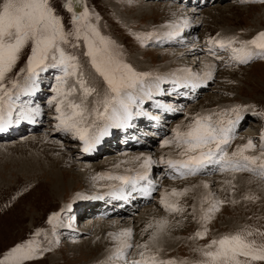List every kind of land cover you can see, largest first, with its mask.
<instances>
[{
    "label": "rangeland",
    "instance_id": "1",
    "mask_svg": "<svg viewBox=\"0 0 264 264\" xmlns=\"http://www.w3.org/2000/svg\"><path fill=\"white\" fill-rule=\"evenodd\" d=\"M86 1L89 2L91 7L90 21L97 24L102 35L109 37L115 42L123 61L130 64L137 72L151 74L145 78L143 86L138 85L136 89L131 90L133 95L137 97L138 102L144 104L149 103L153 108L157 107V103L159 102L152 99L161 95L159 94V89L154 88L155 90H149L151 92V98H148L147 95L143 96L138 94L140 93L138 92L140 88L144 87L146 90V87H148L151 82L156 85L159 82H163L162 84L171 82L168 91H177V93L181 95L183 102L179 103V109H175L178 111L176 114L174 113V115L164 114L161 118L163 110H160L161 112L159 113V111L154 108L156 115L153 117H157L155 120H160L164 123L167 132H169V130L171 131L173 128L176 129L177 126L182 129L186 128L191 122L190 118L197 114H202L203 112H218L240 106L242 108L241 113L244 114L242 115L243 119L239 122L240 128L238 127L235 131V139H233L229 146L234 147L235 150L237 146L246 144L248 139L251 138L257 147L246 154H259V146L261 143H264V141L261 140V137L264 136V59L257 57L247 64H240L237 62L229 65L227 63L229 59L226 57L221 61H217L207 56L206 52L204 53L203 51L205 48L202 42L206 40L204 39L205 34L209 36V38L219 39V37L222 36L228 39L232 33L231 38L236 37V45L238 46L239 41H247L254 38L260 31H264V0H186V2L182 0ZM53 3L57 7V11L63 16L66 28H70L69 13L65 8L60 6L59 0H53ZM191 4H195L197 8L193 9ZM141 7H145V10L141 9ZM138 11L141 13L138 14ZM97 16L99 17L98 20ZM169 25H172V32H178L176 28L178 27L180 29L179 35L169 37L167 34V37H157L163 33L165 28L168 29ZM146 33H153V36L150 39H144L143 34ZM198 38L203 41H199ZM190 45L193 47L200 45L201 47L196 50H186ZM184 49L186 51L185 54L183 52ZM219 49L220 48H218V52L216 53L217 55L224 52L222 49L219 51ZM66 50L79 57L80 64L89 82L103 90V81L96 76L89 61H87V57L84 55L86 46L83 41L81 40L79 42V47L76 49L66 46ZM228 54L229 52L225 53L224 56ZM134 55L137 57L139 56L138 58L141 60L142 66H140L139 60H134ZM199 58H201V61H198ZM26 59L27 55L22 57L13 73L10 74V77L15 76L16 72H18L21 67H24ZM232 62L233 61H230V64ZM209 64H219L220 66L215 70L212 79L204 83H199L198 87H192L191 84L178 87L177 82L172 80L171 77L165 78V76H162V74L166 72L169 76L175 75L176 72H183L185 69L189 68L193 73H199L203 76V74L208 71L205 67ZM57 70L58 69H55L53 72ZM58 74L61 75L60 70L54 74V77L56 78L59 76ZM45 75H47V73H40L38 82H41V88L46 85L45 81L50 77L48 74L45 78ZM20 79L23 81V76H21ZM96 81L98 83L95 84L94 82ZM181 81L182 83H179L180 85L186 84L185 79H181ZM72 83H74V78H69V85ZM99 83L100 87L97 85ZM188 86L198 88V93L195 94L190 92L187 89ZM42 91H48V89L44 90L42 88ZM186 94L188 97L191 95L189 101H185V98H183ZM75 95L73 99L78 101L79 93ZM52 97L47 100L48 107L52 105V103H49ZM21 98H23V95H21L20 99ZM91 99L93 98H90V101ZM169 99H172L174 103L170 100L165 102L168 104L173 103L174 106H178L179 101L177 100L179 99H176L174 96H170ZM24 102L25 99H21L17 101V105L21 106ZM41 104L44 106L43 117L41 120L39 119L36 129H33V127L31 128L30 124L27 125L28 127L25 126L20 128L18 133H14L15 135L12 138H9V136L0 138V146L36 142L28 143L31 144V146H26L25 149L27 153H30L33 148L39 145L38 141H41L40 139H42V137H47L48 142L53 144L56 148L54 151L60 149L64 156H68V161H70V159L72 160L73 155L71 156V154L75 152L76 147L73 146L74 142L72 143L70 140L74 137L71 136V134H66V137L61 132L63 135L62 138V136L60 137L57 133H54L57 130L55 125L57 121L56 116L47 113L48 109H45L46 105L43 100H41ZM91 105L92 104L89 103V107ZM26 106L35 109L37 108V103L36 105L27 103ZM138 108L140 111L142 110L141 106ZM41 111L39 107V112ZM191 111L193 116L190 114ZM142 117L145 116L142 115ZM145 118L151 119V117ZM148 123L152 126L153 122ZM142 125L143 131L151 134V132L147 130L148 126L145 127L144 124ZM52 126H54V128H52ZM102 126L101 124V127ZM18 127H20V125H18ZM154 132L156 133L157 130H154ZM169 133L166 135L167 137ZM159 139L160 138L152 139L149 145L142 146L127 144L128 141H132L133 144L136 142L129 136H126L125 140H122V143H115L114 140H110L114 146V148L111 147L112 149H103L93 158L86 159L74 157L75 161L71 162L69 166L62 165L55 167V176L57 175L59 181L62 180V189L60 192L62 195L60 196L54 192V188L52 187L54 179L49 172L48 174L40 169L38 174L29 175L30 172H24L20 167L21 163L19 161H14L13 157L10 160L9 158L7 159L6 157L0 156V252L7 251L17 243L35 239L39 242L40 250L43 254L38 255L30 264H122V261L113 262V260L109 261L106 259L109 262H105L106 260H104L102 263H98L96 260L100 258L103 251L110 248L113 249L117 246L112 234H118L125 229V227L128 226L125 225L126 222L129 223V227L127 228L132 229V242L134 244L148 242L149 236L147 235V231L155 230L154 223V228H149V230L147 229V231H145L150 223L144 226L143 223L147 220L142 218L140 221L139 216L144 210L149 211L150 209H153V211L157 210L160 217L168 221V229L171 228L170 232L173 231V228H176V231H174L175 238L177 237L175 243L173 242L168 245L169 247L167 249H157L158 247L156 246L152 248L154 251L157 250L158 254L163 259L175 258L177 260L186 259L188 261H193L199 257V253L196 249L208 244L213 238H219L226 233H234L246 225L264 230V179L247 172L236 173L234 179L233 173L227 175L218 174L216 170H210L197 174L196 176H186L183 178L170 177L167 175V169L161 172H151L152 181L160 185L159 188H161V190L177 188L178 191H180L185 188H194L188 181V179L191 180L194 177L199 180L201 185L204 186V183L208 184V188L204 187L205 192L209 191V193L214 194L215 199L226 201V203L220 207L219 211L213 214L212 219L207 224L209 229L208 234L202 239L193 238L197 231L203 229L204 225L200 220L201 205L199 209H197V206H195L197 204L195 199L194 205L191 194L195 195L196 193L192 191H188L186 195L180 198L176 197L179 199L177 203H180L179 205L184 208V211L170 212V216L169 212H166L165 209L162 210L156 207V205L152 203L150 197L141 203L134 204V202L131 201L130 205L133 207L128 216L129 218L126 216L125 220H120L118 216L113 214V210H108V212L104 214L98 211L93 212L94 215L96 214L94 221L88 217V212L78 216L79 212H84L85 210L83 207L85 204L80 201V195L84 196L83 198L85 199H88L86 197H90L91 200L92 196L105 197L112 188H119V185H111L110 181L112 180L107 178L104 180L105 185H102L103 181L100 180L101 178L97 179L99 175L102 177V173L103 176L105 173L112 175L121 174L123 172L121 170L122 164H126L124 167L140 168L142 159H135L137 156L143 158L149 154V156L155 154L153 156L156 157L157 153H160V157L163 156L168 158L171 154L175 156L178 154L179 149L173 146L174 144L162 149V144L159 143ZM37 147L39 148L40 146ZM39 151L40 149H37L35 152ZM16 152L17 153L14 154H16L18 158H22L24 151L20 150ZM48 152L53 155L56 154L52 153L51 148H49ZM110 152L113 153L112 155L120 157V164H116L115 161H112L110 163L108 162L106 166L100 165L99 168H105L101 172H96L95 179L93 178L94 172L79 166L80 163L90 161H92V163H103ZM164 153L167 154L163 155ZM153 160H157L158 163L156 161V163L152 165L154 166L152 168L157 169L156 167L159 166L158 168L161 170L159 159L156 157L153 158ZM129 162L131 163L128 165ZM133 164L135 166H132ZM111 168L112 170H109ZM113 170H115L114 173ZM216 175L219 177H216ZM226 180H231L235 185L234 191L229 185L224 183ZM168 181L180 182L169 183ZM126 187H128V185H126ZM106 190L107 192H103ZM100 193L102 194L100 195ZM205 194L204 197L208 195L207 193ZM249 194H254L259 197V199H244V197ZM154 195V192H152L151 196ZM106 198H110V196ZM121 200L123 203L127 201V199ZM232 200H236L237 203H231L230 201ZM169 201L172 202L170 199ZM92 202L95 203L97 200ZM80 203H82L83 206L76 210V214H74L75 206L80 205ZM193 206L195 207V212H193ZM208 206L209 204L207 202L203 205L205 209ZM69 207L70 210L73 208V213L71 211L68 214ZM52 213H58L59 216L58 219L50 222L49 218ZM148 214L149 213H147L146 216H148ZM64 215L69 219H67V217L64 218ZM75 216L78 217V219ZM171 216L172 218H170ZM132 217H134L136 221H133ZM117 218H119V220ZM66 223H68V225ZM73 224H75V226H73ZM89 224L92 230L84 235L79 233L77 235L72 234L75 231L68 232L69 226L71 225L76 228V232H83L85 228L82 226L87 227ZM98 224H101L102 227L98 226L99 229L97 232L104 229L103 226L106 224H109V226L113 228V232L109 234V237L111 236L110 238L107 237V239L110 240H105V244H101V246L95 250L94 253L96 254L89 253L91 245H89V240L86 239L94 238L97 229L96 225ZM61 227L66 228L64 229ZM37 231L39 232L38 236L35 235ZM114 231L117 232L115 233ZM84 238H86V241L83 240ZM138 251L139 249L136 248L129 250L128 259L131 260L136 258Z\"/></svg>",
    "mask_w": 264,
    "mask_h": 264
},
{
    "label": "snow or ice",
    "instance_id": "2",
    "mask_svg": "<svg viewBox=\"0 0 264 264\" xmlns=\"http://www.w3.org/2000/svg\"><path fill=\"white\" fill-rule=\"evenodd\" d=\"M60 6L71 14L70 28H66L63 16L57 11L53 0H0V132L13 123L12 114L17 108V101L21 95H32L38 90V79L41 72L49 69H59L61 75L56 77V95L49 103L55 104L58 114L56 128L65 133H71L84 144L83 151H91L101 142L103 136L108 134L112 127H128L133 118L132 105L136 104L137 97L133 89L138 85L143 86L150 73L135 71L132 66L123 61L117 50L115 42L101 34L97 24L90 21L89 10L85 7L82 11L75 5H83L84 0H59ZM99 17L97 16V20ZM169 36H178L179 32H170ZM153 33L143 34L144 39H150ZM83 41L86 46L84 55L88 58L91 68L104 84L103 90L91 84L82 69L79 57L66 50L79 47ZM233 38H209L208 52L217 60L222 59L214 51L215 46L221 49H230L231 60L240 64H247L254 58L264 59V31H260L254 38L239 41ZM27 55L24 67H21L15 76L10 77L22 57ZM208 71L203 76L193 73L190 69L184 71L188 74L185 85L177 86L198 87V82L213 78L215 64H209ZM23 76V81L20 77ZM69 78H74V83L69 85ZM79 93V100L70 99ZM145 94L151 98V92ZM90 98L91 99L90 101ZM27 101L20 106L17 116L19 119H33L39 114V108H28ZM89 103L92 104L89 107ZM157 107L165 111H173L167 105L157 103ZM242 108L235 106L218 112L205 115L197 114L181 130L179 126L173 130V137L165 139L162 146L175 144L179 149V158L160 157L159 163L173 170L174 178L196 176L209 169V166L218 167L220 172L250 173L264 179V143L260 144L259 154H246L256 149L257 145L249 138L244 145H239L229 153L226 149L235 139V129L243 119ZM137 116H148L147 112L137 111ZM157 119V117H151ZM101 124L103 125L101 127ZM264 141V136L261 137ZM141 160V171L135 175H108L107 179L121 182L117 191L120 199H128L124 194L126 185L132 186V191H141L148 194L147 188H137L140 181H147L149 171L155 163L151 156L136 157ZM104 178V177H98ZM232 190L235 185L231 180L224 181ZM150 184V182H149ZM208 188V184L204 183ZM188 188L178 191L165 192L160 199L168 212H183L184 208L177 202H170L169 196L181 197L187 194ZM246 200H255L259 197L249 194ZM209 206L205 209L204 203ZM237 203L236 200L230 201ZM226 203L224 200L214 198L209 193L201 199V216L203 229L195 233L193 238H204L208 234V222L215 212ZM193 212L195 207L193 206ZM59 214L53 213L50 222L58 219ZM168 221L161 219L155 224V231L150 235L149 241L154 242L162 232ZM153 228L149 224L147 229ZM35 235H39V232ZM132 229H123L118 234H113L117 246L113 257L123 264H264V230L246 225L234 233H226L219 238H213L208 244L196 249L199 257L193 261L175 258L163 259L154 251L149 242L133 244ZM139 249L138 258L129 260V250ZM47 250V249H45ZM39 242L29 239L17 243L7 251L0 252V264H30L38 255H42Z\"/></svg>",
    "mask_w": 264,
    "mask_h": 264
},
{
    "label": "bare ground",
    "instance_id": "3",
    "mask_svg": "<svg viewBox=\"0 0 264 264\" xmlns=\"http://www.w3.org/2000/svg\"><path fill=\"white\" fill-rule=\"evenodd\" d=\"M182 1H185L186 2V0H182ZM201 1V0H200ZM190 5V4H189ZM191 6L193 7V9L194 8H197L196 6H195V4H191ZM120 8V7H119ZM141 9H143V10H145V7H141ZM228 9H230V8H228ZM227 9V10H228ZM81 10V9H80ZM147 10V9H146ZM82 11V10H81ZM139 13H141V12H139L138 11V14ZM142 15V14H141ZM172 25H169L168 27V29H164V31H163V33H161L160 35H158L157 37H167V34L168 33H170V32H172L173 31V28L171 27ZM177 29H178V32H180V29L178 28V27H176ZM223 33V32H222ZM221 35V34H220ZM224 35H225V33H224ZM231 35H232V33L230 34V38H231ZM169 37H173V36H169ZM233 37V36H232ZM220 39H225L224 37H222V36H220L219 37ZM228 38V37H227ZM198 40L199 41H203L202 39H199L198 38ZM203 43V45H204V53L206 52V55L207 56H210V58H213L214 60H217L215 57H213V56H211L210 54H208V48H207V46H206V44H205V42H202ZM193 44V43H192ZM197 44V43H196ZM196 44H195V46H196ZM201 46L199 45V46H197V47H193L192 45H190L189 47H188V49H186V50H196V49H198V48H200ZM184 54H185V49H184ZM215 52H217V51H215ZM143 53V52H142ZM225 53H227V52H222V54H225ZM140 54H141V52H140ZM140 54H136V55H140ZM144 54V53H143ZM136 55H134V60L135 59H137V60H139V62L141 61ZM206 58V57H205ZM224 59V57H222V59H220V60H217V61H221V60H223ZM198 61H201V58H199V60ZM136 63V62H135ZM198 63V62H197ZM229 65H232V64H234L233 62L230 64V61H228L227 62ZM137 64H138V61H137ZM140 64V66H142V62H140L139 63ZM227 64V65H228ZM216 65V68H215V70H217V67L218 66H220L219 64H215ZM205 68H207V70H208V67L206 66ZM190 69V68H189ZM196 69V68H195ZM59 70V69H58ZM58 70L56 71V72H58ZM51 72H53V69H51L50 71H46V72H43L44 74L45 73H47V75L49 74H51ZM191 72H193L192 70H191ZM215 72V71H214ZM185 74H187L185 71H183V72H176L175 73V75H171V76H169V75H167V72L166 73H163L162 74V76H165V78H167V77H171V79L172 80H174V81H178L179 83H182V81H181V79H185V78H187V76L188 75H185ZM47 75H45V78H46V76ZM51 77V76H50ZM45 78H44V81H45ZM168 79H170V78H168ZM39 80V79H38ZM156 80H159V79H156ZM186 80V79H185ZM186 82V81H185ZM204 82H207V81H204ZM204 82H198V83H204ZM95 84L96 83H98L97 81L96 82H94ZM160 83V84H159ZM157 85L156 84H154V83H152L151 82V84L148 86V87H146V90L144 89V87H142V88H140L139 89V91L138 92H140V93H138V94H140V95H143V96H146V94H145V92L146 91H149V90H151V89H154V88H157V89H159V94H161L159 97H157V98H155L156 99V101H159L160 103H162V104H165V105H168L170 108H172V109H174V112L173 111H165L164 109H160V108H158V107H154L155 108V110H157V111H159V113L161 112L160 110H163V114H161V118L164 116V114L165 115H174V113L176 114L177 113V111L178 110H175V109H179V103H182L183 102V100L181 99L182 97H181V95L180 94H178L177 93V91H174V92H169L168 91V88H170L169 86V84L171 83V82H166V83H164V84H162L163 82H159ZM162 84V85H161ZM99 87H100V83L99 84H97ZM188 85H190V84H188ZM41 82L39 83L38 82V90L37 91H40L42 88L44 89V90H47L48 89V87H42L41 88ZM101 89V88H100ZM190 92H193V93H195V94H197L198 93V88H192V87H190V86H188V88H187ZM155 90V89H154ZM185 91H187V90H185ZM185 91H184V93H185ZM44 92H46V91H44ZM78 94V93H77ZM44 95V94H43ZM76 95L74 94V96L73 97H75ZM170 96H174L176 99H179V100H177V101H179L178 102V106H174V101L172 100V99H169V97ZM73 97H70L71 99H73ZM78 97H79V95H78ZM190 97H191V95L188 97V95L186 94V96L185 97H183V98H185V101H189V99H190ZM193 97V96H192ZM21 99H25V101H27L28 102V104H31V105H36V103H37V107L39 108L40 107V109L42 110L41 112H39V114H36V115H34V117H33V121H39V119L41 120L42 118H39L40 117V115H42L43 114V108H44V106L41 104V100H43V102L45 103V99H41V97L40 96H37V94L35 93V94H32V95H23V98H21ZM20 99V100H21ZM168 100H170L171 102H173V103H170V104H168V103H166ZM166 101V102H165ZM143 105V107H142V105ZM177 104V103H176ZM45 105H46V103H45ZM141 106V108H142V110L141 111H143V112H150V113H152V114H154V115H156V112H155V110H154V108L151 106V104H144V103H140V102H138V100H137V102H136V104H133L132 106V110H134V111H140V109L138 108V107H140ZM92 106V105H91ZM90 106V107H91ZM45 109H46V107H45ZM19 111H20V106L19 105H17V108L13 111L14 112V115L15 116H18V113H19ZM189 112V111H188ZM49 113H51V112H49ZM191 115H192V111H191V113H190ZM242 114V113H241ZM46 115V114H45ZM44 115V116H45ZM52 115H54V114H52ZM242 115H244V114H242ZM56 116V115H55ZM193 116V115H192ZM48 120H50V119H48ZM27 121V120H26ZM54 121V120H53ZM53 121H51V122H53ZM148 122H153L152 123V126L150 125V123H148ZM184 122V121H183ZM28 123L27 122H25L24 123V125H23V127H25V125H27ZM142 124H144L145 125V127L146 126H148V128H147V130H149L150 132H151V134H148L147 132H144L143 130V125ZM56 125V124H55ZM36 127L37 126H35V127H33V129H36ZM52 128H54V126H52ZM57 129V128H56ZM110 129V128H109ZM151 129H154V130H157V132L155 133L154 132V130H151ZM165 129H167L165 126H164V123L162 122V121H160V120H155V119H146L145 117H141V118H135V119H133V127H131V128H129L127 131H124L123 133H117L116 135H115V137H114V142L116 143H122V140L124 141L125 140V137L126 136H129V137H132V136H137L138 137V139H140V140H143L144 141V144L143 145H149L150 143H151V140L152 139H158V138H161V137H163L164 135H165V138L167 137L166 135L169 133V132H171V133H169V135H168V137L166 138V139H171L172 137H173V130L175 129V128H173V129H171V131L169 130V132H167V130H165ZM164 130H165V132H164ZM61 132H63V131H59V130H56L54 133H57L60 137L62 136V138H63V135H62V133ZM158 132H162L163 133V135L162 136H158ZM13 132H11L10 134H12ZM15 134L16 133H18V131H16V132H14ZM12 134V135H10L9 136V138H12L15 134ZM171 134H172V136H171ZM245 134V133H244ZM36 137V136H35ZM250 137V136H249ZM3 138V137H2ZM34 138V137H33ZM32 138V139H33ZM41 138V137H40ZM37 140V139H36ZM41 141H38L39 142V145H37V146H40L39 148L36 146V148H33L32 149V151L30 152V153H27V151H26V146L27 147H29V146H31V144H28V143H36V142H28V143H22V144H18V145H16V144H13V145H10V144H8V145H4V146H0V156H3V157H6L7 159L9 158L10 160H11V158L13 157L14 158V161H19L21 164V169L24 171V172H30V174L29 175H31V174H33V175H36V174H38L39 172H40V169H41V171H43L44 170V172H46V173H50V175H52V178L54 179V184H53V188H54V192H56L59 196L60 195H62V194H60V192H61V185H62V180L61 181H59V178L57 177V175L55 176V167H59V166H66V165H68L69 166V164L71 163V162H74L75 161V159H74V157H78V158H93V157H95V156H97L98 155V153H99V151H97V152H94V153H90V154H86L82 149H81V147L79 146V144H76V142H77V139H75V138H72V140H70L72 143L74 142V144H73V146H75L76 147V150H75V152H73L72 154H71V156H72V160L70 159V161H68L69 159H68V156H64L61 152L62 151H60V149L57 151H54L56 148L54 147V145L53 144H51L50 142H48V139H47V137H42V139H40ZM31 141V140H30ZM124 143H126V142H124ZM2 144V143H1ZM67 144H70V143H67ZM127 144H129V145H132L133 144V142L132 141H128L127 142ZM36 145V144H35ZM173 144H171V145H168V146H172ZM173 146H175V144L173 145ZM111 147H113L114 148V146L112 145V143L110 142V143H107L106 144V146L104 147V149H112ZM49 148H51L52 149V153H56L55 155H53V154H51V153H49L48 151H49ZM161 148L162 149H164V148H166V146H162L161 145ZM37 149H40V151L39 152H35ZM20 150H23L24 152H23V156H22V158H18V156L16 155V154H14V153H17L16 151H20ZM74 151V150H73ZM51 152V151H50ZM59 152H60V154H59ZM81 154H79V153ZM59 154V155H58ZM113 153L112 152H110L108 155L109 156H107V158H105V161L103 162V161H100V162H103V163H99V162H93L92 163V161H90V162H84V163H80V167H85L86 169H89V170H91L92 172H94V176H93V178L95 179L96 178V172H101V171H103V169L105 168V167H103V168H99V166L100 165H103V166H106V164L109 162H112V161H115V163L117 164V163H119L120 164V157H118L117 155H112ZM150 155V154H149ZM148 155V156H149ZM153 155H155V154H153ZM152 154H151V157L153 156ZM131 156V155H130ZM144 156V155H143ZM173 156H175V155H169V157H173ZM131 157H133V156H131ZM138 157V156H137ZM140 157V156H139ZM156 157L158 158V159H160V153H157V155H156ZM156 157H154L153 156V158H156ZM168 157V158H169ZM130 159V158H129ZM167 159V158H166ZM125 160V159H124ZM126 161V160H125ZM154 161V160H153ZM157 161V160H156ZM156 161H155V163H156ZM3 163H5V162H3ZM15 163V162H14ZM115 163H113V164H115ZM131 162H129L128 163V165L130 164ZM154 163V164H155ZM157 163H158V161H157ZM74 164V163H73ZM76 164V163H75ZM112 164V165H113ZM126 164H122L121 165V170L123 171L121 174H116V175H135L136 174V172L137 171H141V169L140 168H133V167H124ZM78 166V165H77ZM119 166V165H118ZM132 166H135L134 164L132 165ZM158 166V165H157ZM110 167H111V165H110ZM114 167V166H113ZM112 167V168H113ZM152 167H154V166H152ZM159 167V166H158ZM158 167H156L157 169H153L152 168V170H150L149 172V175H148V180L147 181H140L139 183H138V185H137V188H147L148 189V194H149V190H151V191H153L154 192V196H151L150 197V195H149V197L152 199V203H154L155 205H156V207H158L159 209L161 208L162 210L163 209H165L164 207H163V205H161L160 204V199H161V196L165 193V192H171L172 191V189L173 188H169L168 190L167 189H165V190H161V188H159V186L160 185H157L156 184V182H154V181H152V179H151V172H155V171H157V172H161V171H164L165 169H167V175H168V173H169V168L166 166V165H164V164H161V170H159L160 168H158ZM112 168L111 169H109V170H112ZM211 168H214V169H211ZM63 169V168H62ZM114 169V168H113ZM19 170V169H18ZM120 170V171H121ZM210 170H216L217 172H218V174H224V175H227V174H230L231 172H220L219 171V169H218V167H214V166H209V169L208 170H206L205 172H207V171H210ZM114 171L115 170H113V173H114ZM111 172V171H110ZM119 172V171H118ZM48 173V174H49ZM120 173V172H119ZM108 175H112V174H109V173H105L104 174V176H103V173H102V177H104V178H101L100 180H102L103 182H102V185H105V182H104V180H105V178L108 176ZM116 175H113V176H116ZM100 176V175H99ZM98 176V177H99ZM98 177H97V179H98ZM101 177V176H100ZM188 177V176H187ZM216 177H219V176H217L216 175ZM217 179V178H216ZM110 180H112V181H110V184L112 185H115V186H117V185H119L120 186V184H121V182L120 181H118V180H113V179H110ZM232 180V179H231ZM239 180H241V179H239ZM95 181V180H94ZM186 181V180H185ZM188 181H189V183L191 184V185H193V187L194 188H189V192H193V193H196L195 195L194 194H191L192 195V199H193V203H194V199H195V201L197 202V204L195 205V203H194V205L195 206H197L196 208L197 209H199V207H200V205H201V200L200 199H202L203 197H204V195H206L205 193H207V194H209V191H206L205 192V189H204V186L203 185H201L200 184V182H199V180L198 179H195L194 177L191 179V180H189L188 179ZM52 182V181H51ZM99 182V181H98ZM112 182V183H111ZM149 182H150V184H149ZM169 183H173V182H180V181H168ZM184 182V181H183ZM106 183H108V182H106ZM27 185V184H26ZM63 187H64V185H63ZM240 187V186H239ZM64 189V188H63ZM177 189V188H176ZM192 189V190H191ZM225 189V188H224ZM223 189V190H224ZM264 189V188H263ZM53 190V189H52ZM118 190V188H112L111 189V191H109V193L105 196V197H103V196H101V197H99V196H92L91 197V200H90V197H86V198H88V199H85V198H83L84 196H82V195H80L79 197H80V201H82L84 204H85V206H83L82 205V203H80V205H77V206H75V209H74V211H72L73 210V208H71V210H70V207H69V212H68V214L72 211V213L74 212V214H76V210H78V209H80V207L81 206H83L84 207V212H79L78 213V216H81V215H83V214H86L85 212H88V214H89V218H91V219H93L92 221H94V219H95V217H96V214L94 215L93 214V212H96V211H98V212H100L101 214H104V213H107L108 212V210H113L114 212H113V214L114 215H116V216H118L119 218H120V220H125L126 218V216L128 217L129 216V214H130V211H131V209H132V205H130V204H127V203H123L122 202V200L120 199V198H118V196L117 195H113V194H110V193H113L114 191H117ZM178 190V189H177ZM209 190V189H208ZM103 192H107V190L106 191H103ZM102 192V193H103ZM102 193H100V195L102 194ZM128 193H131V195L130 196H128V198H129V200L130 201H133L134 202V204L135 203H141L142 201H146L148 198H146V197H148V194H144V193H142L141 191H132V186L131 185H128V187H124V194L125 195H127ZM53 195V194H52ZM67 196V195H66ZM108 196H110V198H106V197H108ZM64 197V196H63ZM180 198V197H179ZM264 198V197H263ZM83 199H85V200H83ZM169 199L170 200H172V202H179V199H177L176 197H172V196H169ZM90 200V201H89ZM94 200H97V202H95V203H93L92 201H94ZM86 201H88V202H86ZM74 204V203H73ZM98 204V205H97ZM180 204V203H179ZM148 208H150V207H148ZM196 209V210H197ZM90 210V211H89ZM155 210V209H154ZM155 212H157V210L156 211H153V209H150L149 211H146V210H144L143 211V213H141L140 214V216H139V219H140V221H141V219L142 218H145L147 221L146 222H144L143 224H144V226L145 225H147V224H152L153 225V223H154V226H155V224H156V222L157 221H159V220H161V219H163L162 217H160V215L158 214V212L157 213H155ZM163 212V211H162ZM167 212V211H166ZM110 213V212H109ZM147 213H149L148 214V216H146L147 215ZM155 213V214H154ZM161 213V212H160ZM67 214V213H66ZM68 214H67V216H68ZM74 214H72V215H74ZM161 214H163V213H161ZM166 214V213H165ZM170 212H169V216H170ZM72 215H70V216H72ZM167 215V214H166ZM67 216H65L64 215V218H66ZM162 216V215H161ZM165 216V215H164ZM76 217V216H75ZM88 217H86V218H88ZM77 219H78V217H76ZM100 218V217H99ZM119 218H117L118 220H119ZM129 218V217H128ZM170 218H172V216L170 217ZM67 219H69L68 217H67ZM71 219V218H70ZM85 219V218H84ZM135 218L134 217H132V220L133 221H136V220H134ZM99 220V219H98ZM117 220V221H118ZM131 220V219H130ZM149 221V222H148ZM76 222V221H75ZM131 222V221H130ZM69 223V222H68ZM68 223H66L67 225H68ZM136 223V222H135ZM125 225H128L127 227H129V223L128 222H126L125 223ZM132 225V224H131ZM73 226H75V224H73ZM72 225L71 226H69L70 228H69V230H68V232L69 231H75L74 233H72V234H74V235H77L78 233L79 234H85V233H87V232H90L92 229H91V225L89 224L87 227H85V226H82L83 228H85V230L83 231V232H76V228H74ZM97 226V229H96V233L94 234V238H84L83 240H89L88 242H89V245H91L90 247H91V249H90V251H89V253H94L95 252V250L96 249H98V247L99 246H101V244H105L104 242H105V240L106 241H109L108 239H107V237H109V234H111L112 232H113V228L111 227V226H109V224H106V225H104L103 226V228L104 229H101V231H99V232H97L98 231V226H101V224L99 225H96ZM109 226V227H108ZM137 226V225H136ZM154 226H153V228H154ZM102 227V226H101ZM127 227H125V229L127 228ZM142 227V226H141ZM168 227H169V225L167 224L166 225V227H165V229L162 231V232H160L159 234H158V236H157V239L154 241V242H151V241H149V237H150V235L155 231H147V235L149 236L148 237V242L150 243V245L152 246V248H153V246H156V247H158L157 249H160V248H163V249H167L169 246L168 245H170V244H172L173 242L175 243L176 241V239H177V237L175 238V234H174V231H176V228H173V231L172 232H170V229L171 228H169L168 229ZM61 228H66V227H61ZM82 228V229H83ZM93 228V227H92ZM140 228V227H139ZM138 228V229H139ZM115 229H116V227H115ZM149 230V229H148ZM153 230V229H152ZM118 231V230H117ZM116 231V232H117ZM115 232V231H114ZM115 232V233H116ZM102 234V235H100V234ZM64 235V234H63ZM113 235V234H112ZM111 237V236H110ZM109 237V238H110ZM85 240V241H86ZM133 241V240H132ZM135 241V240H134ZM136 242H138V241H136ZM84 243V242H83ZM108 243V242H107ZM117 243V241L115 240V244ZM87 244V243H86ZM134 244V243H133ZM82 247V246H81ZM101 248V247H100ZM108 248V247H107ZM171 248H172V246H171ZM115 249H116V247H114L113 249H107L106 251H103V253H101V256H100V258H97V260H96V262H98V263H102V261H104V260H106V259H108L109 261L110 260H113V262H116V260H114V259H110V257H113V254H114V252H115ZM100 250V249H99ZM157 251V250H156ZM72 252V251H71ZM87 253V252H86ZM94 254H96V253H94ZM78 255V254H77ZM99 255V254H98ZM76 256V255H75ZM65 257V256H64ZM137 258V257H136ZM108 260H106L105 262H107ZM108 261V262H109ZM103 264V263H102ZM119 264V263H118ZM122 264H123V262H122Z\"/></svg>",
    "mask_w": 264,
    "mask_h": 264
}]
</instances>
